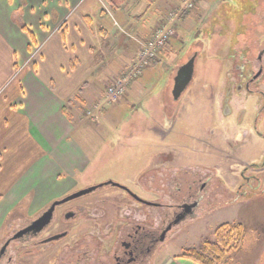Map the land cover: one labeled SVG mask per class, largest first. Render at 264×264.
I'll return each instance as SVG.
<instances>
[{"label":"rangeland","instance_id":"374dc122","mask_svg":"<svg viewBox=\"0 0 264 264\" xmlns=\"http://www.w3.org/2000/svg\"><path fill=\"white\" fill-rule=\"evenodd\" d=\"M209 2L200 20L191 23L190 31L182 27L183 42L176 46L181 57H185L182 65L198 54L194 78L188 89L179 100H175L174 80L170 86L168 84L172 66L166 58L155 70L150 67L143 73L141 81L149 83L151 93L146 91L145 95L129 97L125 101L124 97L118 105L109 104L104 97L108 121L106 117L100 123V118L92 116L95 121L91 125L102 124L99 132L88 134L86 138L80 137L91 155L92 168L85 177H78V184L69 194L115 180L133 189L142 199L172 204L173 201L165 198V191L174 193L181 186L186 189L185 184L190 179L207 175L212 180L197 216L187 219L168 233L166 241L155 251L157 258L180 254L188 249L201 250L207 242H216V230L222 225L242 224L245 229L243 244L239 250L229 253L228 263L225 264H264V168L257 172L251 167L261 168L258 164L264 163V97H257L261 104L259 110L250 107L246 112L238 138L243 139L245 131L250 132V137L244 138L239 147L234 145L233 139L227 141L222 138L226 134L224 126L227 120L236 121L238 114L230 106L232 116L227 119L219 108L224 84L231 71L230 54L238 51L237 47L240 51L241 47L246 49L243 44L249 35L254 36V40L264 35V0ZM197 7L190 12H195ZM18 26L31 37L30 29L22 20ZM174 28L177 31L176 26ZM176 31L172 39L176 37ZM173 51H177L176 48ZM167 86L169 99L166 103ZM170 126L171 134L163 140L165 131L162 128L167 130ZM236 162L250 165H231ZM158 165L159 175L154 181L150 177V169ZM253 174L262 182L257 184ZM259 185L258 189L254 188ZM116 194L122 193L113 188L101 189L76 201V207L83 205L91 208L92 218L87 222L82 219L71 221L74 228L71 238L60 245L67 241H83L82 246L91 248V264H109L104 252L112 250L111 240L104 232V235L101 233L103 222L94 214V209L102 207H98L100 199ZM128 199L134 203L130 197ZM109 209L112 211L111 206ZM138 209L141 216H151V225L155 228L162 224L164 209L142 204ZM26 220L23 216L20 219L11 218L0 234V239H3L0 247ZM53 262L51 255L38 260L35 257L30 259V264Z\"/></svg>","mask_w":264,"mask_h":264},{"label":"crops","instance_id":"0c3cea01","mask_svg":"<svg viewBox=\"0 0 264 264\" xmlns=\"http://www.w3.org/2000/svg\"><path fill=\"white\" fill-rule=\"evenodd\" d=\"M209 1L170 20L182 0H0V234L13 216L36 217L90 172L91 155L80 137L108 121L106 89L138 56L137 44L122 31L149 40L158 28L176 26V37L151 67L167 58L170 86L185 60L176 47L182 27L190 31ZM20 19L31 37L19 28ZM141 78L124 101L151 93ZM92 116L100 123L91 125ZM162 129L165 140L171 126ZM182 253L160 259L157 253L147 264H194Z\"/></svg>","mask_w":264,"mask_h":264},{"label":"flooded vegetation","instance_id":"af4514ba","mask_svg":"<svg viewBox=\"0 0 264 264\" xmlns=\"http://www.w3.org/2000/svg\"><path fill=\"white\" fill-rule=\"evenodd\" d=\"M243 46L246 49L241 47V51L238 50L230 54L229 68L231 71L228 74L226 84H224L225 90L222 92L219 106L220 111L224 113L223 117L228 119L232 116L230 106L234 108V111L239 116L236 121L234 120L235 122L227 120V124L224 126L226 134L222 135V138L227 141L233 139L236 147H239L244 138L250 137V132L245 131L243 139L238 138L244 118L247 115L246 112H248L250 107L252 110H259L261 104L258 102L257 97H264V35H261L256 40H254V36L252 38V35H249ZM196 55L194 56L195 59ZM216 146L219 147L218 145ZM231 165L250 164L236 162ZM258 165H261V168L258 166L251 167L260 172L264 168V163H259ZM158 167L159 165L150 169V177L154 181L159 175ZM252 176L258 182L257 184L262 182L256 178V175L253 174ZM211 180L212 178L206 175L202 178L190 179V182L185 184L186 189L181 186L177 187L174 193L165 191V198L173 201L172 204L155 203L149 199H142L133 189L115 180H109V182L118 183L120 187L113 185L104 186L88 194L92 195L101 189L107 188L117 189L122 193L100 199L98 201L99 206H97L102 207L94 209V214L100 217L103 222V226L100 227L101 233L103 235L105 233L107 238L111 240L112 250L104 252L108 258L107 262L109 264H147L150 262L157 247L166 241L168 233L173 228L179 226L187 219L197 216L201 203L205 198V191L209 187ZM102 184H105V182ZM178 185L180 186V184ZM260 186L254 188L258 189ZM134 195L150 204L140 202ZM86 196L70 199L66 202L63 201L71 197V194L62 196L52 201L53 203H49V207L36 218H27L26 222L5 239L1 245L0 264H30L32 257L38 260V258L41 259L48 255L54 257V262L50 264H91L93 256L91 248L82 246L83 241H67L60 245L64 240L71 238V234L74 231L71 221L75 219H82L84 222L91 220L92 214L89 206L78 205L76 207V204H74ZM129 197L134 203L129 202ZM54 203L58 204L54 208L50 223L39 230L33 228V224L41 219L52 208ZM140 204L153 209L165 210L164 219L158 228L151 225V216L140 215L138 209ZM109 206L112 207V211H110ZM168 228H171V230L167 231ZM90 233L91 231L88 232V234ZM57 236L61 238L47 242ZM16 246H19L18 250ZM17 256L20 257V261H18Z\"/></svg>","mask_w":264,"mask_h":264},{"label":"built area","instance_id":"2783aa9c","mask_svg":"<svg viewBox=\"0 0 264 264\" xmlns=\"http://www.w3.org/2000/svg\"><path fill=\"white\" fill-rule=\"evenodd\" d=\"M199 0H182L181 8H177L170 14V20H176L186 11L196 8ZM124 35L132 39L138 46V56L128 72L115 78L106 89V97L109 103H117L127 94L130 84L142 77L144 71L151 67V61L158 59L169 46L174 36L173 27H160L156 30L155 36L149 40H143L133 36L126 31Z\"/></svg>","mask_w":264,"mask_h":264},{"label":"trees","instance_id":"16d2710c","mask_svg":"<svg viewBox=\"0 0 264 264\" xmlns=\"http://www.w3.org/2000/svg\"><path fill=\"white\" fill-rule=\"evenodd\" d=\"M186 15L191 13L186 10ZM26 30V29H25ZM155 60L151 61V67ZM64 114L69 117L65 109ZM72 121V120H71ZM245 229L242 224H225L216 230V242H207L201 250H185L181 257L190 260L194 264H225L228 263L229 253L239 250L243 244Z\"/></svg>","mask_w":264,"mask_h":264},{"label":"water","instance_id":"95a60500","mask_svg":"<svg viewBox=\"0 0 264 264\" xmlns=\"http://www.w3.org/2000/svg\"><path fill=\"white\" fill-rule=\"evenodd\" d=\"M194 73H195V57L191 58L187 64L183 65L180 68V70L178 71L177 76L175 77L174 89H173V97L175 98V100H179L181 98V96L184 94V92L188 89L189 85L193 81ZM109 185L120 187V185L118 183H114V182L111 181V182H108V183H105V184H101V185H97V186L91 187L89 189L82 190V191H80L78 193H75V194L71 195V197H69L66 200H64L63 202H66V201H68L70 199L73 200V199H77V198L83 197L85 195H88V194H91V193L95 192L99 188H102L104 186L106 187V186H109ZM134 197L136 199H138L142 203H146L148 205L150 204V203H147V202L143 201L142 199H140L136 195H134ZM57 204L58 203H54L52 208L47 213H45V215L41 219H39L38 221H36L33 224L34 225L33 228H36V229L39 230V229H42L44 226H46L48 223H50L52 215H53L54 208H55V206ZM170 230H171V228H168L167 231H170ZM60 238L61 237L57 236V237L49 239L47 242H52V241L58 240Z\"/></svg>","mask_w":264,"mask_h":264}]
</instances>
